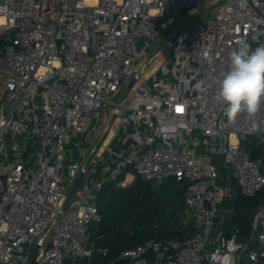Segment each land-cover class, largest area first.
<instances>
[{
	"label": "built area",
	"instance_id": "1",
	"mask_svg": "<svg viewBox=\"0 0 264 264\" xmlns=\"http://www.w3.org/2000/svg\"><path fill=\"white\" fill-rule=\"evenodd\" d=\"M208 3L219 4L214 15L174 29ZM0 37V264H29L37 245L31 264L106 254L89 224L101 219L102 188L123 173L119 185L186 181L197 229L119 258L264 264V200L246 239L224 230L234 213L225 202L264 188V103L254 121L230 123L215 100L231 51L264 46V0H0Z\"/></svg>",
	"mask_w": 264,
	"mask_h": 264
},
{
	"label": "trees",
	"instance_id": "2",
	"mask_svg": "<svg viewBox=\"0 0 264 264\" xmlns=\"http://www.w3.org/2000/svg\"><path fill=\"white\" fill-rule=\"evenodd\" d=\"M123 175L102 188L97 198L101 219L89 224L90 242L107 247L108 252L105 254L96 248L90 256L67 259V264H133L129 259L119 258L123 250L134 248L154 236L162 241L185 240L196 231L195 221H187L186 197L182 200L179 196L165 199L162 193L156 194L151 188L152 180L140 176H136L128 185H119L118 181ZM178 182H182L186 192L188 183ZM115 183L117 190L125 192L118 195L116 190L111 189ZM263 200L264 188L255 196H246L238 189L234 213L224 225L226 234L231 236L236 233L239 240L246 239L251 231L254 213ZM161 201L165 202L164 206L151 209ZM177 210H181L182 215L176 216L177 222L172 223L168 220L169 216ZM149 261L151 264H163L154 254L149 255Z\"/></svg>",
	"mask_w": 264,
	"mask_h": 264
},
{
	"label": "clouds",
	"instance_id": "3",
	"mask_svg": "<svg viewBox=\"0 0 264 264\" xmlns=\"http://www.w3.org/2000/svg\"><path fill=\"white\" fill-rule=\"evenodd\" d=\"M228 70L217 80L215 100L224 105V114L234 123L240 114L256 117L264 103V46L250 49L241 41L230 53ZM256 124L253 122L252 130Z\"/></svg>",
	"mask_w": 264,
	"mask_h": 264
},
{
	"label": "rangeland",
	"instance_id": "4",
	"mask_svg": "<svg viewBox=\"0 0 264 264\" xmlns=\"http://www.w3.org/2000/svg\"><path fill=\"white\" fill-rule=\"evenodd\" d=\"M218 7H219V4L211 6V3H208L206 8L200 9L199 12H197L196 14H189L188 12L185 11L184 14L182 15V17L180 18L179 22L177 23V25L174 27V29H176V27H179L178 31H182L184 29H189L191 27H194L201 22H204L205 20H207L209 17H211L212 15H214L217 12ZM164 38H165V36H163L162 42L165 41ZM162 42L160 41L159 43H157L150 54H154L157 50H159L162 46ZM249 140L250 141L254 140V136H251L249 138ZM92 148L90 149L91 151H92ZM91 151H89V153L87 155H90ZM259 151H260V153H263L262 147H260ZM92 159H94V156H92ZM92 159H91V161H92ZM89 166H91V163H89ZM220 171H221V174L223 175V177L225 178V176L227 175V168L224 166H220ZM124 175H125V173H124ZM124 175H123L122 179H124ZM220 181L224 182L223 179H220ZM130 183H132V182H130V181L125 182L126 185H128ZM150 184H151V188L154 190V192L156 194L162 193V196L165 199H170L173 196H179V198L182 200L187 195L186 192L183 190L182 182H178V181L174 180L173 178H168L162 183L159 182L158 180L154 179L150 182ZM234 185L236 186L235 182H234ZM117 188H118V185L115 183L111 189L116 190L118 195H121L123 192H125V190L119 191V190H117ZM234 200H235V197H233V198L229 199V201L225 202L224 206L226 207V214L231 213V211H232L231 209H232V207H234ZM180 215H182L181 210H177L175 212H172L170 214L168 220H171L172 223H176L177 222L176 216H180Z\"/></svg>",
	"mask_w": 264,
	"mask_h": 264
},
{
	"label": "water",
	"instance_id": "5",
	"mask_svg": "<svg viewBox=\"0 0 264 264\" xmlns=\"http://www.w3.org/2000/svg\"><path fill=\"white\" fill-rule=\"evenodd\" d=\"M1 40H2V37H0V41H1ZM135 81H136V78H133V79L129 82L128 87H127V92H126V94L129 93V90H130V88L133 86V84L135 83ZM116 116H117V114L114 113L113 116L111 117V119H110V121H109V123H108L106 129L104 130L103 134L101 135V137H100V139H99L98 144H99V143L105 138V136L107 135V133H108L109 130L111 129V127H112V125H113V122H114V120L116 119ZM95 148H96V147H95ZM83 176H84V171H81L80 174H79V176L77 177L76 181L74 182L72 188L70 189V191H69V193H68V196H67L66 201H65V205H66L67 202L69 201V199H70V197L72 196V194H73V192L75 191V189H76V188L79 186V184L81 183V180H82ZM164 205H165V202H164V201H161V202H159L158 204H156V205H154V206H151V209H153V210H157V209L161 208V207L164 206ZM153 238H155V236H154ZM98 247H101V245H98ZM38 249H39V245H37L36 248L34 249L33 254H32L31 258H30V262H29V264L32 263L34 257L36 256V254H37V252H38Z\"/></svg>",
	"mask_w": 264,
	"mask_h": 264
}]
</instances>
